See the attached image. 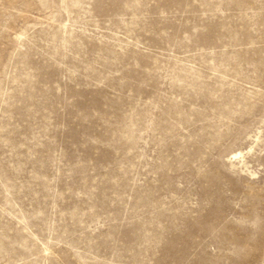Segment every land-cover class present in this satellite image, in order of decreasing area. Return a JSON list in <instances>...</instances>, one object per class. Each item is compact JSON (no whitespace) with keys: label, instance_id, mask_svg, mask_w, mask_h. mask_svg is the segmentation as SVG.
<instances>
[{"label":"rangeland","instance_id":"rangeland-1","mask_svg":"<svg viewBox=\"0 0 264 264\" xmlns=\"http://www.w3.org/2000/svg\"><path fill=\"white\" fill-rule=\"evenodd\" d=\"M0 264H264V0H0Z\"/></svg>","mask_w":264,"mask_h":264},{"label":"bare ground","instance_id":"bare-ground-1","mask_svg":"<svg viewBox=\"0 0 264 264\" xmlns=\"http://www.w3.org/2000/svg\"><path fill=\"white\" fill-rule=\"evenodd\" d=\"M242 154L241 153H237V154H234L233 155V158H238V157H240ZM232 160V159H231Z\"/></svg>","mask_w":264,"mask_h":264}]
</instances>
